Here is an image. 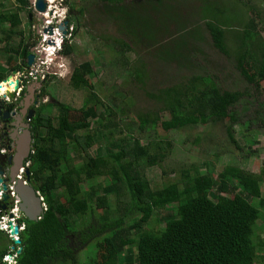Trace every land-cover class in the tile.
<instances>
[{"label": "trees", "instance_id": "obj_1", "mask_svg": "<svg viewBox=\"0 0 264 264\" xmlns=\"http://www.w3.org/2000/svg\"><path fill=\"white\" fill-rule=\"evenodd\" d=\"M15 1L18 9L2 13L0 24H9L2 31L5 41L19 53L26 51L21 12L30 7V2ZM100 1L107 6H123L126 2ZM157 1L162 5L164 0ZM236 1L242 13L240 20L225 9L205 20L199 17L195 25L201 26L204 21L202 26L215 49L235 62L251 86L253 79L244 63L254 67L264 81V33L248 18L252 5ZM132 7L117 11L126 29L136 28L137 36L140 32L148 47L163 45L149 41L144 30L134 24ZM153 9L159 11L157 7ZM175 15L176 12L172 16ZM70 19L67 17V21ZM195 39L196 46L185 43L181 49L172 47L174 55L164 45L159 46L160 59L182 65H177L180 80L148 94L160 104L159 111L139 112L137 121L146 130H154L160 122L166 132L224 123L229 139L237 145L235 127L249 132L253 127L264 129V100L259 102L251 87L226 90L210 74L199 73L190 57L201 49L203 32ZM124 47L130 52L127 44ZM138 57L130 63L124 58L122 73L145 90L150 71L148 57ZM183 68H191L192 75H183ZM6 73L0 66V83ZM96 75L90 62L73 67L72 88L87 92L83 106L74 109L56 104L53 106L57 114L40 111L34 121L35 142L28 161L35 190L44 199L46 211L37 222L25 217L18 220L23 228L18 237L21 243L10 240L15 247L12 253L16 264H98L105 245L111 252L104 264H260V258L264 259V254H260L264 252V239L257 231L264 229V223L259 228L257 223L264 222V169L255 174L229 166L216 178L209 171L193 168L194 173L183 169L176 180L169 179L166 172L159 182L151 180L148 170L161 166L169 156L165 141L151 140L143 145L132 134L133 121L118 123L117 112L125 115L122 98L114 105L116 111L107 108L101 112L105 106L102 99L95 90H89L88 77ZM251 99L258 103L255 111L252 117L241 119L240 112L248 109ZM239 106L244 107L238 109ZM74 111L82 114L83 123L70 122L69 114ZM159 113H167L169 118L159 120ZM255 138L256 135H248L245 142L250 144ZM101 177L108 179L105 185L92 184ZM87 182H91L89 190H84ZM87 246L92 247V253L78 255ZM9 249L0 252V264H5L2 259Z\"/></svg>", "mask_w": 264, "mask_h": 264}, {"label": "rangeland", "instance_id": "obj_2", "mask_svg": "<svg viewBox=\"0 0 264 264\" xmlns=\"http://www.w3.org/2000/svg\"><path fill=\"white\" fill-rule=\"evenodd\" d=\"M45 1L48 3V10L42 14L44 19L35 11L34 5L21 12L24 39L29 43L24 48L26 51L23 50L22 54L10 49L5 41V35L2 31L8 28L9 24H0V66L7 73L16 64L19 66L23 65L22 63L27 61L29 52L33 55L34 52L38 53L34 66L36 70L42 73L47 70V65L51 63V60L56 58V63L52 64L49 69V73L52 76L47 75L45 77L48 83L43 93L47 95V98H45L46 101H41V105H43L42 109L45 113L53 111V113L57 114L56 108L51 104L53 101L69 105L74 109H80L83 106L87 92L74 90L70 85V79L73 67L90 62L92 63L93 72L97 73V75L93 78L88 77L90 82L89 90H95L97 95L102 99L105 106L101 107L100 111L104 112L107 108L114 109L115 103L122 98L125 115L123 116V112H117L118 123L126 125L133 121L135 124L131 123L134 129V133L132 134L139 138L143 145H147L151 140L165 141L169 156L161 166L148 170L147 176L151 180L159 182L158 179L160 180L163 177L164 172L168 174L169 179L176 180L180 177L179 175L183 169H189L194 173L193 168H199L201 172L209 171L216 178L229 166L255 174H259L264 169L263 128L253 127L250 128L249 132L240 127H235L236 145L229 139L224 123L187 127L171 132L164 131L160 122L154 130H146L147 127L144 128V126L139 125L136 118L139 112H157L160 108V104L156 100L151 99L148 94L155 93L164 87L176 83L179 79L177 65L180 67L182 65L177 63V61L174 62V60L171 62L160 59L159 54L157 55L160 45L155 44L152 47L144 45L140 32L138 37L136 30H134L136 28L132 27L133 30L131 28L126 29L127 25L125 21L118 19L120 13L117 12L119 11L118 8L133 6L131 11H133L136 20L134 24L138 25L141 30H144L143 34L149 36V41L160 42L164 45L165 50L171 51V55H174L172 47L176 46V48L181 49L185 46V43H193L192 46H196L197 44L195 43L198 39L196 40L195 37L199 33L201 35V32H203L205 41H201V44H199L201 51L195 52L190 57L193 59L195 66L197 65V71L199 73L210 74L226 90H244L247 87H251L259 102H262L264 100V81L260 78L258 71L249 63H244L245 69L253 79V84L249 86L236 68L235 62L215 49L209 33L206 32V29L204 31L202 26L204 21L201 23V26L195 25V21L199 17L205 20L211 17L215 11L221 14L225 9H228L229 14H234L240 20L239 15H242V13L239 6L235 5L237 4L236 0H215L218 2L210 0L206 2L204 0H185L179 2L164 0L162 5H159L157 0H126L123 6H107V3L104 4L100 0ZM148 1H153V3H149ZM243 1H247L252 5L253 8L249 11L248 18L252 19L259 31L264 33V0ZM17 7L18 5L15 0H0V15L2 13L15 12L18 9ZM153 7L159 8V11L156 13ZM30 12L33 14L32 21L28 19ZM175 12L177 15L173 17L172 15ZM69 15L72 18L70 19L72 20L70 21L72 26H70V22L68 21L70 27H68V32L64 36L58 27L67 21V17L70 18ZM175 17H177L178 21ZM230 18L232 20V17ZM49 27H52L53 34H50L49 30L45 33V30ZM181 31L182 34L179 33ZM55 33H57V37ZM50 36H52L56 43L53 42L54 44H52L47 40L49 45H43V42L46 41H44V38ZM135 38L140 40H135ZM229 38L230 35H228ZM115 40H121L122 43H118ZM124 44L130 47V52L124 47ZM180 49L176 51H180ZM48 51H51L52 55L55 51L56 53L51 58H49V54H47V57H44ZM161 54H163L162 50ZM138 55L148 57L147 62L150 71L147 75L149 79L143 87L145 90L141 88V84L137 82L133 83L128 76L122 73L124 58L128 59L130 63L137 58L139 59ZM45 64L46 66L44 67L43 65ZM24 70L30 71L29 68ZM193 70H195L194 67ZM181 73L191 76L192 69L190 68L189 71L183 68ZM257 104L252 99L251 101L249 100V103L246 105L248 109L245 112H240L241 119L252 117ZM242 107L244 106H239L238 109H242ZM118 108L119 103L117 110ZM114 110L116 111V109ZM157 117L159 120L168 119L169 115L167 113H159ZM69 119L73 125L84 122L80 112L74 111L70 113ZM92 125L93 127L96 126L95 123H92ZM251 134L256 135V138L253 139L252 143L247 144L245 142L246 136H250ZM91 152L93 155H96L94 150ZM102 152L105 153L104 148ZM81 162L78 161L77 163ZM107 181V178L101 177L93 180L92 184L103 186ZM90 184L91 182L85 183L83 189L89 190ZM113 201L114 198L112 199ZM7 207L8 209L5 212L11 210L9 206ZM18 216L21 217V214L18 213ZM8 221L7 214L0 213V252L6 248H13V245L10 244L12 237L9 234ZM10 221L17 224L16 220L12 219ZM263 223L262 220H259L257 228L263 225ZM257 233L261 239H264V229L258 230ZM11 249H9L8 254L14 252ZM110 252L109 246L105 245V248L99 253V258L100 254L102 258L99 259L100 262L98 264H104ZM80 253L81 256L85 254L90 255L92 247H84L78 255ZM260 254L262 255L264 252ZM5 256L6 254L3 256L2 262L6 264L5 261L9 260V258ZM7 263L11 262L8 261ZM259 263L264 264V259L260 258Z\"/></svg>", "mask_w": 264, "mask_h": 264}, {"label": "flooded vegetation", "instance_id": "obj_3", "mask_svg": "<svg viewBox=\"0 0 264 264\" xmlns=\"http://www.w3.org/2000/svg\"><path fill=\"white\" fill-rule=\"evenodd\" d=\"M30 6L32 7L33 5L30 3ZM32 17H33V14L30 12L29 21H32ZM28 45L29 43L25 41L24 47H27ZM43 45H49V43L45 41L43 42ZM19 53L22 54V51ZM55 53L56 51L54 52V54ZM37 54L34 52V55H35L34 64L36 63ZM54 54L52 55V57L54 56ZM29 55H31L30 52L27 55V61L25 63L24 62L22 63L23 65L19 66L18 64H16L14 68L10 70V72L6 73V77L2 80L4 81L5 79L12 76L11 80H13L14 82L19 81V88L17 90L10 91L11 93H15V97L12 99H9L7 97L5 99V102L3 104H0V112H1L0 113V173L3 172L2 177L4 180H8L9 177L12 175L13 170L15 169L14 160H15V156L17 153V140L15 139L16 133L18 132L19 134H22L23 131L27 129L25 128L26 125H29L28 129L31 133V139H32L31 152H33V145L35 142L34 121L37 118L38 113L40 111H43L42 109L43 105H41V101L42 100L46 101L45 98H47L46 97L47 95L43 93V90L45 89V86L48 83V80L45 77L47 75L50 76L51 73L43 75L41 72H38L40 73L39 79L38 80L32 79L29 76V72L27 70H24L26 68H30L28 65ZM55 59L56 58L52 59L51 63L47 65L49 69L51 68L52 64L56 63ZM72 74H73V70H72ZM71 78H72V75H71ZM70 82H71V79H70ZM5 85L6 87L7 86L10 87L9 84H5ZM51 104L55 105V104H60V103L53 101ZM31 111H33L32 114H31ZM6 112L8 113V115H6ZM18 133H17V136L19 135ZM28 159L24 161L23 165L25 169L29 168L30 170V164H29L30 162L28 161ZM21 169L22 168L19 169V175H21L20 174ZM30 173H31V170H30ZM23 177L25 178L24 174H23ZM30 185H32L33 187L35 186V183L32 181V178L30 181ZM13 202H14V198H12L11 196L6 202L2 203L0 205V213L7 214V216H9L10 211L7 210V212H5V210L8 209L7 206H9V208L11 209V205ZM4 207L6 208L4 209ZM20 214H21V217L17 219V223H18V220L24 217L23 213H20ZM14 249L15 247L12 248L11 250H14ZM9 254H12V253H9Z\"/></svg>", "mask_w": 264, "mask_h": 264}, {"label": "water", "instance_id": "obj_4", "mask_svg": "<svg viewBox=\"0 0 264 264\" xmlns=\"http://www.w3.org/2000/svg\"><path fill=\"white\" fill-rule=\"evenodd\" d=\"M32 5H34L35 11L44 19L43 13H45L48 10V3L45 0H30L29 1ZM68 21H65L62 24L59 25V30L63 33L65 36L68 32ZM49 30L50 34L53 33L52 27H49L47 30H45V33ZM34 58L35 55L31 54L28 57V65L29 67L34 66ZM12 79V76L5 79L0 83V88H2V85L9 84L10 86L14 85V90H17L19 88V81L14 82ZM12 99L15 97V93L6 92V94L0 96V104H3L5 102L6 98ZM1 113V112H0ZM33 111H31V114ZM6 115L8 113L6 112ZM25 131H23L22 134H19L15 139L17 140V153L15 156V169L13 170L12 175L9 177L8 180L3 179V172L0 173V193H1V199H0V205L4 202H6L11 196L13 198L12 192H14L17 197L20 199L19 209L20 212L23 213L24 217L27 218L30 221L37 222L41 220L44 216V213L46 211V205L44 202V199L40 195V192L36 191L35 188L30 185L31 181V173L29 168L25 169L24 175L25 178L22 175H19V169L24 167V161L30 157L31 152V133L29 131V125L25 126ZM8 182V183H7ZM10 184V185H8ZM10 186L13 187V191L10 189ZM6 207H4L5 209ZM9 218L14 219L15 215L13 213H10ZM9 229H10V236L12 237V241H14L15 244H20V239H16L17 236L20 234V227L18 225H15L13 221H9L8 223ZM14 248V247H13ZM21 248L18 249V253L21 252Z\"/></svg>", "mask_w": 264, "mask_h": 264}, {"label": "built area", "instance_id": "obj_5", "mask_svg": "<svg viewBox=\"0 0 264 264\" xmlns=\"http://www.w3.org/2000/svg\"><path fill=\"white\" fill-rule=\"evenodd\" d=\"M45 40H47L46 38H44ZM50 48V47H49ZM45 50H48V49H45ZM45 66V65H43ZM30 71L28 70L29 72V76L32 78V79H35V80H38L39 79V76H40V73H38L39 71L35 69V66L34 67H30L29 68ZM42 73V72H41ZM43 75L46 74V70L44 71V73H42ZM30 164V163H29ZM25 171V167H23L21 170H20V174L22 175ZM12 191H13V187H11ZM12 195L14 196V202L12 203L11 205V210H10V213H13L15 215V218L13 219L14 221L17 219H19V216L17 217L18 213L20 214V209H19V204H20V199L17 197V195L12 192ZM9 218V216H7ZM17 218V219H16ZM12 220L11 218H9V221ZM8 221V222H9Z\"/></svg>", "mask_w": 264, "mask_h": 264}, {"label": "bare ground", "instance_id": "obj_6", "mask_svg": "<svg viewBox=\"0 0 264 264\" xmlns=\"http://www.w3.org/2000/svg\"><path fill=\"white\" fill-rule=\"evenodd\" d=\"M57 17V16H56ZM51 34H53V33H51ZM55 36L57 37L58 35H57V33H55ZM48 38H51V39H48ZM46 39L47 40H49L50 41V43H52V44H54V43H56L55 42V40L52 38V36H50V37H46ZM46 40V41H47ZM54 42V43H53ZM53 49V48H52ZM51 49V50H52ZM47 54H49V58H51V56H52V53H51V51H48V53H46L45 55H44V57L46 56L47 57ZM46 60H48V59H46ZM48 63V62H47ZM11 90H14V85H12V86H10V87H6V85H2V88H0V96L1 95H4L6 92H9V91H11Z\"/></svg>", "mask_w": 264, "mask_h": 264}, {"label": "clouds", "instance_id": "obj_7", "mask_svg": "<svg viewBox=\"0 0 264 264\" xmlns=\"http://www.w3.org/2000/svg\"><path fill=\"white\" fill-rule=\"evenodd\" d=\"M54 52V51H53ZM45 66H46V64H45ZM44 66V67H45ZM46 74H50L49 73V67L47 68V70H46ZM10 189H11V186H10ZM12 190V189H11ZM41 195V194H40ZM0 198H1V195H0ZM13 198H14V196H13ZM15 224V223H14ZM15 225H18V223L17 224H15ZM19 226V225H18ZM23 228H21L20 227V232H21V230H22ZM8 230H10L9 228H8ZM9 234H10V231H9ZM20 235V234H19ZM19 236H17L16 237V239H19L18 238ZM6 258H9V260H6L5 262H6V264H8L7 262L8 261H10L11 263H9V264H16V258H15V254L13 255V254H6V256H5ZM14 262V263H13Z\"/></svg>", "mask_w": 264, "mask_h": 264}]
</instances>
